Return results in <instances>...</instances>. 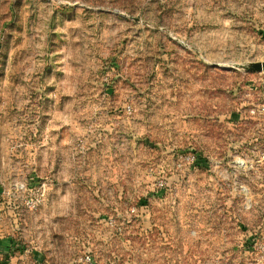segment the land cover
<instances>
[{
  "label": "rangeland",
  "instance_id": "rangeland-1",
  "mask_svg": "<svg viewBox=\"0 0 264 264\" xmlns=\"http://www.w3.org/2000/svg\"><path fill=\"white\" fill-rule=\"evenodd\" d=\"M9 22L14 75L46 52L95 84L83 103L55 107L67 129L49 146L37 133L36 167L19 148L28 133L1 152L0 264H264V111L250 113L264 74L218 67L264 59V0H0ZM16 177L44 189L39 210L4 194Z\"/></svg>",
  "mask_w": 264,
  "mask_h": 264
},
{
  "label": "crops",
  "instance_id": "crops-1",
  "mask_svg": "<svg viewBox=\"0 0 264 264\" xmlns=\"http://www.w3.org/2000/svg\"><path fill=\"white\" fill-rule=\"evenodd\" d=\"M5 24L0 25V29L7 32L4 52L0 58V157H2L1 152L21 148L28 151L27 161L36 167L39 161H37L38 157L34 156L36 152L32 153V151L38 148L37 133L47 135L44 139H49V146L53 144L54 135H60L61 138V133L67 129L66 125L61 126L55 122L57 117L60 118L62 114H65L63 111L55 112V107L66 102L83 103L86 100L87 91H90L89 88H94L95 83L86 79L83 69L74 70L63 64L60 69H57L55 66L48 65L50 55L46 52L43 55V52L34 53V61L27 67L28 69L25 68L24 77H21L22 70L20 76L14 75L12 68L20 49L15 46L14 22ZM109 89L108 99L110 100L111 87ZM37 120L41 122L38 124L39 127L36 125ZM26 133L29 139L34 137L31 141L24 142V145L19 148L15 147L20 142L14 139ZM12 137L15 138L11 139ZM3 226L6 227L4 224ZM6 245H8L7 237L1 238L0 247L4 248Z\"/></svg>",
  "mask_w": 264,
  "mask_h": 264
},
{
  "label": "built area",
  "instance_id": "built-area-1",
  "mask_svg": "<svg viewBox=\"0 0 264 264\" xmlns=\"http://www.w3.org/2000/svg\"><path fill=\"white\" fill-rule=\"evenodd\" d=\"M7 32L4 29H0V58L4 52V44L5 40L7 38ZM264 111V101L258 100L253 103L250 113L251 114H257L258 112ZM88 142L87 139H79V141L76 144L77 148L85 149L87 148ZM262 157H264V151L261 153ZM199 156L195 153L190 154H183L181 153L178 157L179 161L188 160L190 162H197L199 161ZM206 160L207 167L209 168L210 172H216L218 175H222L221 170L225 166L223 160L209 157ZM260 161V160H259ZM233 165L237 167V170L239 174L245 175V172L248 171V165L246 162V157L242 154H237L232 159ZM159 186L163 188H170L171 185L168 184V181L166 180H160ZM232 192L235 193L236 197H239L242 201L245 202V206L249 207L250 203V197H249V187L245 183V181H234L231 185ZM4 194L11 195L12 198L15 199H22L23 206L25 207V210L27 211H37L41 208V206L45 203V191L43 188L36 187L31 188L24 177H16L13 181V185L10 189L7 191H4ZM233 199V198H232ZM133 211L138 212V207L135 206L132 209ZM88 264H92L91 257H87Z\"/></svg>",
  "mask_w": 264,
  "mask_h": 264
},
{
  "label": "water",
  "instance_id": "water-1",
  "mask_svg": "<svg viewBox=\"0 0 264 264\" xmlns=\"http://www.w3.org/2000/svg\"><path fill=\"white\" fill-rule=\"evenodd\" d=\"M218 67H222L227 70L238 71L241 73L264 74V59L245 60L240 62H223V63H219Z\"/></svg>",
  "mask_w": 264,
  "mask_h": 264
},
{
  "label": "trees",
  "instance_id": "trees-1",
  "mask_svg": "<svg viewBox=\"0 0 264 264\" xmlns=\"http://www.w3.org/2000/svg\"><path fill=\"white\" fill-rule=\"evenodd\" d=\"M202 162H206L205 159H203ZM168 191V190H167ZM166 192V191H165ZM141 209L142 211H146L148 212V208H149V199H143V201H141Z\"/></svg>",
  "mask_w": 264,
  "mask_h": 264
}]
</instances>
